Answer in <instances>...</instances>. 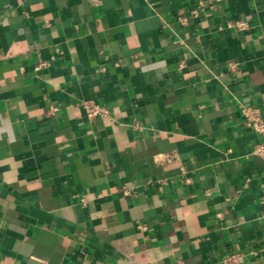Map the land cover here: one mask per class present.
Listing matches in <instances>:
<instances>
[{
	"label": "crops",
	"instance_id": "1",
	"mask_svg": "<svg viewBox=\"0 0 264 264\" xmlns=\"http://www.w3.org/2000/svg\"><path fill=\"white\" fill-rule=\"evenodd\" d=\"M100 1L0 0V264H264V0Z\"/></svg>",
	"mask_w": 264,
	"mask_h": 264
},
{
	"label": "built area",
	"instance_id": "2",
	"mask_svg": "<svg viewBox=\"0 0 264 264\" xmlns=\"http://www.w3.org/2000/svg\"><path fill=\"white\" fill-rule=\"evenodd\" d=\"M97 4H100V0H96ZM50 65L47 61H40L36 67V71H40L44 68H47ZM83 107L89 112L90 116H96V115H102L104 113V110L99 107H94L89 103H84ZM253 127L256 132L264 136V121L260 119L259 117L254 116L253 118ZM255 154L262 158L264 160V141L259 144L255 150ZM242 263V257L240 255H232L228 259H226L225 264H241Z\"/></svg>",
	"mask_w": 264,
	"mask_h": 264
}]
</instances>
